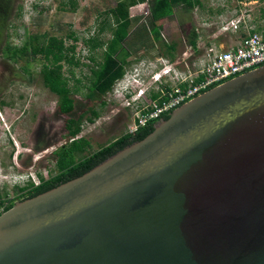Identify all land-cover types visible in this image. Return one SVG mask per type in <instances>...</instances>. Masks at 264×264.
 Instances as JSON below:
<instances>
[{
    "label": "water",
    "instance_id": "obj_1",
    "mask_svg": "<svg viewBox=\"0 0 264 264\" xmlns=\"http://www.w3.org/2000/svg\"><path fill=\"white\" fill-rule=\"evenodd\" d=\"M0 264H264V65L0 213Z\"/></svg>",
    "mask_w": 264,
    "mask_h": 264
},
{
    "label": "rangeland",
    "instance_id": "obj_2",
    "mask_svg": "<svg viewBox=\"0 0 264 264\" xmlns=\"http://www.w3.org/2000/svg\"><path fill=\"white\" fill-rule=\"evenodd\" d=\"M115 1L0 0V17L4 18L5 25L0 32V200L4 203L19 201L24 193L20 194L17 187L24 186L28 180L32 182L31 179L35 178L37 181L38 176L46 180L55 175L52 151L67 141L65 120L69 117L76 118L90 104L85 99L87 90L82 88L81 92L71 95L74 99V111L68 115L60 114L56 96L42 84L39 75L41 57L33 58L28 54L17 60L7 59L4 47H21L31 36L62 38L66 47L74 45V57L78 63L70 67L74 79H79L86 85L85 76L88 75L90 65L88 57L94 56L99 60L102 49L92 51L84 40L97 37L104 42L110 39L106 23L109 9L115 5ZM200 1L201 5L192 10L176 8L172 16L158 22L161 27V42L174 44L172 62L178 64L177 68L181 72L193 71V63L203 47L215 43L226 49L245 35L243 27L236 33L222 35L221 27L232 18L244 20L253 30L263 24V19L259 21L257 13L261 8L264 15V0ZM147 15L146 3L131 7L129 16L137 21L130 30L143 23ZM192 28L199 35L198 53H193L188 46L189 31ZM71 34L76 38L75 41ZM125 46L124 51L129 49L132 52L136 48L133 39H129ZM165 54V46L155 41L148 48L132 52L127 58L129 65L125 75L114 86L113 91L122 87L123 82H131L135 78L144 90L142 101H151L150 95L164 83L153 84L152 75L159 61L168 59ZM68 68L67 65L63 67L67 77ZM73 82L70 79L69 85H73ZM137 90L134 94H137ZM113 91L102 98L105 106L101 109L100 116L93 123L84 121L81 124L78 137L88 141L90 150L79 156H86L129 133L136 110L132 105L126 104L127 100L115 97ZM98 103L99 100L95 101V106Z\"/></svg>",
    "mask_w": 264,
    "mask_h": 264
},
{
    "label": "trees",
    "instance_id": "obj_3",
    "mask_svg": "<svg viewBox=\"0 0 264 264\" xmlns=\"http://www.w3.org/2000/svg\"><path fill=\"white\" fill-rule=\"evenodd\" d=\"M146 3L148 6V15L133 30L131 26L137 21L136 18L129 16V9L138 4ZM201 5L200 0H116L115 5L109 9V16L106 25L110 32V39L101 42L97 37L84 40L87 47L94 51L102 49L100 59L94 56L88 57L90 65L88 66L87 84L83 85L81 80L74 79V74L70 70L71 66L78 63L74 57V45L66 47L62 38L53 36H31L24 42L21 47H11L6 45L3 49L7 59L22 58L28 54L31 57H41L42 64L39 69V75L43 86L57 98V110L60 114L68 115L74 111V99L72 94L81 92L82 88L87 90L85 99L90 104L77 115L76 118H67L64 123L67 141L52 151L55 160L56 173L49 179L44 180L38 176L39 184L34 185L31 181L22 187H17V191L23 195L18 200L32 198L40 193L52 189L64 182L81 176L94 166L100 164L107 158L111 157L123 148L141 140L149 134L156 124L167 119L169 113L163 114L156 121L148 123L145 127L139 128L133 133H127L112 142L99 147L97 150L90 152L86 156H79L90 150L87 140L78 137L81 131V124L85 121L93 123L105 106L102 100L109 92L112 91L116 81L120 80L126 72L129 65L128 56L132 52L141 48H148L152 41L160 42L166 48V58L170 61L174 59V44H165L160 39V25L158 22L169 18L173 15L176 8H182L190 11ZM0 32L5 25L4 18L1 16ZM73 41L76 40L71 34ZM188 46L194 52H197L196 43L199 35L192 28L189 31ZM129 39H133L136 48L124 51V46ZM126 47V46H125ZM124 51V52H123ZM123 52L122 56H119ZM67 65L69 77L63 72V67ZM73 80V85H69V80ZM159 93H152L151 100H156ZM165 97H161L164 100ZM99 100L98 105L94 102ZM160 100V101H161ZM14 202L4 203L0 200V213L12 207Z\"/></svg>",
    "mask_w": 264,
    "mask_h": 264
},
{
    "label": "built area",
    "instance_id": "obj_4",
    "mask_svg": "<svg viewBox=\"0 0 264 264\" xmlns=\"http://www.w3.org/2000/svg\"><path fill=\"white\" fill-rule=\"evenodd\" d=\"M248 26L240 18H232L225 23L221 27L223 36L236 33L241 27L246 31L245 35L226 49L220 48L215 43L203 47L199 57L193 63V71L181 72L177 68V63L168 59L160 60L152 75L153 84L158 85L164 82L159 90L153 92L159 93L156 100L149 98L151 101L147 103L142 101L144 90L140 88L135 78H132L133 82H123L122 87L113 91L114 86L121 82L124 76L116 81L112 89L115 97L127 100L126 104L132 105L136 110L129 133L156 121L163 114L171 112L202 92L246 71L264 65V36ZM189 48L193 53H196L190 46ZM196 48L198 53L197 43ZM166 83L169 86H162ZM136 90L137 94H134ZM161 97H165V99L161 100ZM31 180L35 186L39 184V180L36 179L37 181H35V178Z\"/></svg>",
    "mask_w": 264,
    "mask_h": 264
},
{
    "label": "crops",
    "instance_id": "obj_5",
    "mask_svg": "<svg viewBox=\"0 0 264 264\" xmlns=\"http://www.w3.org/2000/svg\"><path fill=\"white\" fill-rule=\"evenodd\" d=\"M257 15H258L259 21H261V19H263L262 20L263 24H261V26L255 27L256 29L254 28V30L261 33L264 36V15L262 14L261 8L258 9Z\"/></svg>",
    "mask_w": 264,
    "mask_h": 264
}]
</instances>
